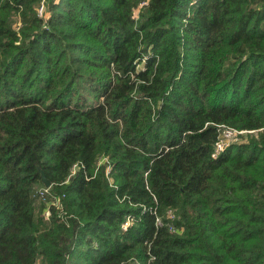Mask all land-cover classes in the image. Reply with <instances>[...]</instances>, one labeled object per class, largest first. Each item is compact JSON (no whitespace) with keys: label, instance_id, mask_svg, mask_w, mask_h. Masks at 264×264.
<instances>
[{"label":"trees","instance_id":"trees-1","mask_svg":"<svg viewBox=\"0 0 264 264\" xmlns=\"http://www.w3.org/2000/svg\"><path fill=\"white\" fill-rule=\"evenodd\" d=\"M0 264H264V0H0Z\"/></svg>","mask_w":264,"mask_h":264},{"label":"built area","instance_id":"built-area-1","mask_svg":"<svg viewBox=\"0 0 264 264\" xmlns=\"http://www.w3.org/2000/svg\"><path fill=\"white\" fill-rule=\"evenodd\" d=\"M234 134L236 135L235 139L233 137ZM236 140H238V132L233 130L232 128L225 127L223 132H222V135L220 137V140L216 143L215 153L217 154L220 151H222L227 143L233 142V141H236ZM46 216L47 217L49 216V212L46 213ZM157 221L159 222L158 219H157ZM129 224H130V220H128V222L125 223L123 225V227L127 228Z\"/></svg>","mask_w":264,"mask_h":264},{"label":"water","instance_id":"water-1","mask_svg":"<svg viewBox=\"0 0 264 264\" xmlns=\"http://www.w3.org/2000/svg\"><path fill=\"white\" fill-rule=\"evenodd\" d=\"M42 182L46 188L51 186V182L46 178V175L42 173Z\"/></svg>","mask_w":264,"mask_h":264},{"label":"rangeland","instance_id":"rangeland-1","mask_svg":"<svg viewBox=\"0 0 264 264\" xmlns=\"http://www.w3.org/2000/svg\"><path fill=\"white\" fill-rule=\"evenodd\" d=\"M233 137H234V139H235V138H236V135L234 134ZM238 138H239V137H238ZM46 213H47V212H46Z\"/></svg>","mask_w":264,"mask_h":264}]
</instances>
